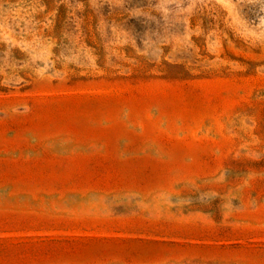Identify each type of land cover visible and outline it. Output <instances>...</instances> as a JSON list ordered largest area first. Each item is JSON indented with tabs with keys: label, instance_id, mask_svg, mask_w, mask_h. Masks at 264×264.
Masks as SVG:
<instances>
[{
	"label": "rangeland",
	"instance_id": "rangeland-1",
	"mask_svg": "<svg viewBox=\"0 0 264 264\" xmlns=\"http://www.w3.org/2000/svg\"><path fill=\"white\" fill-rule=\"evenodd\" d=\"M0 264H264V0H0Z\"/></svg>",
	"mask_w": 264,
	"mask_h": 264
}]
</instances>
